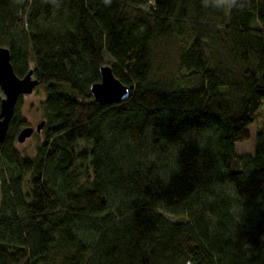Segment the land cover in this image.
Masks as SVG:
<instances>
[{
  "label": "trees",
  "instance_id": "1",
  "mask_svg": "<svg viewBox=\"0 0 264 264\" xmlns=\"http://www.w3.org/2000/svg\"><path fill=\"white\" fill-rule=\"evenodd\" d=\"M0 46L46 92L34 153L22 95L0 143V264H264V0H0ZM104 64L126 99L94 100Z\"/></svg>",
  "mask_w": 264,
  "mask_h": 264
},
{
  "label": "water",
  "instance_id": "2",
  "mask_svg": "<svg viewBox=\"0 0 264 264\" xmlns=\"http://www.w3.org/2000/svg\"><path fill=\"white\" fill-rule=\"evenodd\" d=\"M38 83L39 79L34 76L32 68L19 76L11 62L9 49L0 46V90L3 94L0 100V143L7 133L18 97L31 93ZM91 92L96 102L111 104L126 99L130 87L114 75L110 64H104L100 67V79L91 85ZM44 123L45 119H42L35 127L29 124L23 126L17 132L16 140L22 142L33 132H39Z\"/></svg>",
  "mask_w": 264,
  "mask_h": 264
},
{
  "label": "rangeland",
  "instance_id": "3",
  "mask_svg": "<svg viewBox=\"0 0 264 264\" xmlns=\"http://www.w3.org/2000/svg\"><path fill=\"white\" fill-rule=\"evenodd\" d=\"M188 41L184 38H173L166 42H159L153 47V65H152V76L154 78H171L177 76V65L176 60L179 57V52ZM225 50H219L216 53V59H228ZM105 61L110 63L112 59L105 55ZM193 79H188L187 83L192 84ZM1 91V90H0ZM2 93V92H1ZM45 87L43 85H36L31 93L22 95L20 112L26 123L36 126L40 120L43 119V110L41 107V101L45 97ZM262 113L264 114V103L262 105ZM257 123L253 122L249 125L251 131V137L247 140L237 141L236 150L238 153H252L254 147L255 128ZM43 139L41 132H33L24 141L19 142L15 140V147L23 154H33L35 147L39 141ZM1 201V195H0ZM237 209L234 208L233 212ZM238 213V212H237ZM239 214V213H238ZM166 217L173 221H186V215H171L165 214ZM236 215V219L240 220L239 215Z\"/></svg>",
  "mask_w": 264,
  "mask_h": 264
},
{
  "label": "crops",
  "instance_id": "4",
  "mask_svg": "<svg viewBox=\"0 0 264 264\" xmlns=\"http://www.w3.org/2000/svg\"><path fill=\"white\" fill-rule=\"evenodd\" d=\"M226 4H228V0H224Z\"/></svg>",
  "mask_w": 264,
  "mask_h": 264
}]
</instances>
